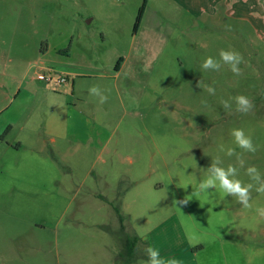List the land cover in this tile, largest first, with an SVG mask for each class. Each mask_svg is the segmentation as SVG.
Masks as SVG:
<instances>
[{
    "label": "rangeland",
    "instance_id": "1",
    "mask_svg": "<svg viewBox=\"0 0 264 264\" xmlns=\"http://www.w3.org/2000/svg\"><path fill=\"white\" fill-rule=\"evenodd\" d=\"M141 3L0 0V264H146L150 233L171 216L190 245L207 246L198 256L203 264H220L221 257L264 264V218L256 213L264 194L253 190L252 208L244 209L218 187L199 190L216 156L224 166L236 165L246 183L248 166L264 176V38L247 22L180 24L150 4L144 25L161 32L150 44L144 30L132 37ZM86 44L99 65L111 48L125 46L127 56L134 44L118 85L78 79L72 92V80L59 86L37 80L47 75L41 70L50 65L46 50ZM221 49L243 56L241 75L222 62L219 71L201 67L208 56L219 60ZM94 85L104 91L105 103L90 94ZM80 94L83 103L76 100ZM238 95L252 101L249 113L235 110ZM59 124L72 140L67 149L50 145L54 158L47 133ZM235 128L251 134L255 153L236 146ZM78 139L88 141L78 146ZM221 145L241 154L244 167ZM132 185V193L117 197L119 188ZM181 200L188 203H176ZM134 236L137 252L120 259L125 239Z\"/></svg>",
    "mask_w": 264,
    "mask_h": 264
},
{
    "label": "crops",
    "instance_id": "2",
    "mask_svg": "<svg viewBox=\"0 0 264 264\" xmlns=\"http://www.w3.org/2000/svg\"><path fill=\"white\" fill-rule=\"evenodd\" d=\"M150 4L154 5L156 9L166 17H177L178 23L180 24H183L186 21L191 22L201 19H218L220 22H224V24H230L231 22L246 24L247 22L248 24H253L250 27H254L255 31L258 32L257 37L261 40L264 38V0H147L141 23L135 34H133V23L132 37L137 39L138 35L144 30V33L148 34L147 38L150 44H153V40L158 39L161 36L160 30H157L156 27H148L144 25L147 9ZM133 45L134 44L128 49L127 56L123 55L125 52V46L124 49L114 47L116 50H112L111 48L110 52L104 55L103 65H99V63L94 60L89 52L87 44L75 49H72L71 46V49L68 51H63L61 49L46 50L43 58L49 55L50 65L46 66L42 64L41 70L45 71L47 74L54 73V75L65 78V83L72 80V92L75 91L78 79H106L107 81H110L109 83L118 85L120 74L128 67L131 61V56H134V54L132 55V52L134 51ZM114 54L117 55V59H115L116 62L109 60L110 58L114 59ZM123 56L126 57L123 59ZM120 59H122L121 66L118 71H114L117 62ZM142 62L143 61L140 60L141 64ZM81 69H85L86 72L81 71ZM74 78L76 80H73ZM65 90L67 91V89L64 88V92ZM42 91L50 93L49 89L45 87H42ZM54 95L57 98L64 96L63 92ZM76 100L83 103L85 97L80 94L77 95ZM86 121H88V119H86ZM47 135L49 141L48 148L54 158H56L54 154L55 151L50 145H55L57 142H60L63 145L62 147L67 149V145L69 146L71 144V132L67 134V129H64L63 125L59 124L53 131L50 129ZM87 141L88 139H85L84 141L78 139L76 144L78 146H83L86 145ZM31 150L35 151L36 149L31 148ZM133 188V185L126 189L119 188L116 195L118 198H124L132 193ZM98 197L102 198L101 200L103 201L105 200L101 196ZM150 240L151 247L157 248L160 251L161 257L165 259L175 257L181 262V264H203L205 261L202 258L198 259V256L200 257V254L206 252L207 246L204 244L200 246L195 245V247L190 245L191 243L185 239L184 232L175 216H171L162 221L152 233H150ZM215 243H219V247H221V243L223 242L218 241ZM227 261L232 264L231 257H228L227 259L221 257L218 263L226 264Z\"/></svg>",
    "mask_w": 264,
    "mask_h": 264
},
{
    "label": "clouds",
    "instance_id": "3",
    "mask_svg": "<svg viewBox=\"0 0 264 264\" xmlns=\"http://www.w3.org/2000/svg\"><path fill=\"white\" fill-rule=\"evenodd\" d=\"M227 65L230 71L234 75H241V69L239 65L243 62V56L236 50L221 49L219 51V60L212 56L206 57L201 67L204 70L219 71L222 64ZM202 81L197 82V86H201ZM206 91L210 95H215V89L210 85H203ZM91 95L98 97L99 103L103 104L107 101V96L99 86H92L89 89ZM236 111L247 114L249 113L254 105L252 101L245 95H238L234 98ZM206 104V101H202ZM222 105L225 109L231 110L232 104L228 100H223ZM231 135L234 139V143L240 149L245 152L255 153L258 150V146L253 143L251 134H246L244 129L235 128L232 130ZM219 150L224 152L227 156L236 157L237 164L240 168L244 167V160L241 154H238L234 148H228L225 150L224 146L221 145ZM197 163V162H196ZM208 175L204 180L199 183V190L201 192H208L209 189H216L217 187L227 196H234L237 202L242 205L244 209H251L252 204V191L255 190L257 193L264 194V176L260 173L258 168L254 165L248 166L245 169V175L249 177L251 182H244L239 179V168L236 165L228 164L224 166V161L220 156H216L207 167ZM181 205H186L188 200L176 201ZM256 213L259 217L264 218V207H257ZM183 223V221H181ZM193 238L190 237V242ZM147 256L146 264H181L175 257L163 258L160 255V251L154 247H147L145 249Z\"/></svg>",
    "mask_w": 264,
    "mask_h": 264
},
{
    "label": "trees",
    "instance_id": "4",
    "mask_svg": "<svg viewBox=\"0 0 264 264\" xmlns=\"http://www.w3.org/2000/svg\"><path fill=\"white\" fill-rule=\"evenodd\" d=\"M146 3H147V0H143L142 1V4L138 10V13H137V16H136V19H135V22H134V26H133V34L136 33V31L138 30V27L141 23V20H142V16H143V13L145 11V8H146ZM121 63H122V59H120L115 68H114V71H118L120 66H121ZM114 211L118 217V222L120 225H122V217H121V214L119 212V210L117 208H114ZM138 243H139V239L137 237H132V238H126L125 241H124V251H123V254H119V257L120 259H124V257L126 259H129L131 260L132 259V256L135 255V253L137 252V246H138Z\"/></svg>",
    "mask_w": 264,
    "mask_h": 264
},
{
    "label": "built area",
    "instance_id": "5",
    "mask_svg": "<svg viewBox=\"0 0 264 264\" xmlns=\"http://www.w3.org/2000/svg\"><path fill=\"white\" fill-rule=\"evenodd\" d=\"M37 80L46 84H53L55 86L62 85L65 83V78L48 73L47 75H38Z\"/></svg>",
    "mask_w": 264,
    "mask_h": 264
}]
</instances>
